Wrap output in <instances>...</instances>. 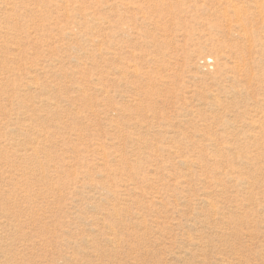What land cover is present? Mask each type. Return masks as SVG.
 <instances>
[{"label":"rangeland","instance_id":"rangeland-1","mask_svg":"<svg viewBox=\"0 0 264 264\" xmlns=\"http://www.w3.org/2000/svg\"><path fill=\"white\" fill-rule=\"evenodd\" d=\"M0 264H264V0H0Z\"/></svg>","mask_w":264,"mask_h":264},{"label":"bare ground","instance_id":"bare-ground-1","mask_svg":"<svg viewBox=\"0 0 264 264\" xmlns=\"http://www.w3.org/2000/svg\"><path fill=\"white\" fill-rule=\"evenodd\" d=\"M257 5V4H256ZM234 79V78H233ZM234 93V92H233Z\"/></svg>","mask_w":264,"mask_h":264}]
</instances>
